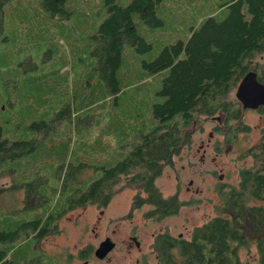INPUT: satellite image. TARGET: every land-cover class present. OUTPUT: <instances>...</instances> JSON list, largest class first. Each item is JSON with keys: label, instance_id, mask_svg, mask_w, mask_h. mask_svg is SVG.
<instances>
[{"label": "rangeland", "instance_id": "374dc122", "mask_svg": "<svg viewBox=\"0 0 264 264\" xmlns=\"http://www.w3.org/2000/svg\"><path fill=\"white\" fill-rule=\"evenodd\" d=\"M131 1L118 0V4L127 6ZM220 2L162 0L157 7L161 26H150L136 14L139 34L153 47L142 54L129 44L124 46L118 69L122 91L118 95H112L101 78L92 52V35L107 15L105 0H68L69 16L52 15L42 0H10L5 5V26L0 32V125L4 137L11 141L39 137V142L34 151L0 165V172L8 171L0 176V186L10 187L0 195V232L14 230L29 220L59 218L75 188L87 189L103 175L104 168L114 167L129 154L142 133L160 124L152 108L165 101L157 92L168 73L148 76L142 61H153L167 45L188 41L192 30L206 18L224 19L229 9L220 7ZM256 59L264 62L261 54ZM259 116L255 111L243 113V123L251 129L240 132L232 145L223 142V131L219 130L207 149L206 162L197 149L219 123L199 116L196 125L184 130L190 131V142L171 163L162 164L163 172L155 180L164 197L177 196L180 208L176 213L152 217L154 205H144L146 200L137 202V197L146 195L140 184L129 175H121L112 186V200L104 215L100 216L95 206L80 216L81 206L69 209L51 223L60 225L62 236L57 234V226L50 229L49 239L46 235L37 240L36 254L47 255V249L69 254L86 244L97 247L107 236L125 238L137 230L134 226H141L150 235L168 232L191 239L195 228L212 217L229 216L231 204L228 200V208L225 192L230 186L238 188L241 171L255 164L249 150L263 139L259 126L264 127V122ZM39 121L52 123L47 134L31 128ZM232 133L228 128L227 136ZM191 181L193 186L187 191ZM219 183L226 184L224 191H219ZM26 235L22 232L14 244H21ZM258 237L264 240V231L256 235L249 228L248 241L239 247L244 263L257 261ZM33 240L27 243L32 245ZM42 263L47 264V257Z\"/></svg>", "mask_w": 264, "mask_h": 264}, {"label": "trees", "instance_id": "16d2710c", "mask_svg": "<svg viewBox=\"0 0 264 264\" xmlns=\"http://www.w3.org/2000/svg\"><path fill=\"white\" fill-rule=\"evenodd\" d=\"M9 1L0 0V32L4 30V7ZM67 1L42 0V5L52 15L69 16ZM161 1L132 0L129 5L121 6L118 0H105L107 15L98 32L92 35L95 41L92 52L97 57L100 76L112 95L122 91L118 69L124 46L129 44L142 54L153 47L139 34L134 16L140 15L150 26H161L163 20L157 15ZM224 6L229 9L224 19L206 18L200 27L192 30L188 41L179 40L167 45L153 61H142L148 76L163 71L168 73L157 92L165 97V101L155 103L152 108L160 124L151 132L142 133L129 154L114 167L104 168L103 175L87 189L75 188L67 198V210L59 214V218L69 209L100 200L108 201L112 197V186L121 175L133 177L135 183L144 187L148 193L147 201L156 206L157 213H175L180 208L177 196L165 198L155 180L161 175L163 165L171 163L174 155L190 142L191 133L184 130L196 125L199 116L209 118L218 114L226 119L233 131L232 137L246 127L234 109L231 92L246 73L248 60L256 52H264V0H221L220 7ZM31 128L45 135L52 123L33 122ZM38 142L39 137L11 141L4 137L0 125V165L5 160H14L34 151ZM262 142L260 147L251 149L255 164L241 171L242 181L238 188L230 186L225 192L226 204H231L230 208L228 204L229 216L217 215L203 226L196 227L191 240L174 242L169 236H161L164 241L162 252H170V256L164 252L162 255L166 264H247L239 257L240 245L248 241L249 228L256 235L264 231ZM4 173L8 171L0 172V176ZM66 186L67 182L64 188ZM8 188L0 186V195ZM28 199L32 201V198ZM249 199L255 202L251 204ZM142 201L144 198L137 197L138 203ZM59 218L53 220L50 216L29 220L14 230L0 232V264H18L32 255H39L35 248L37 240L50 232L47 221L54 222ZM22 232L27 234L24 241L15 245ZM31 239H36L32 245L27 243ZM258 242L259 258L254 264H264V240L258 237ZM1 244L8 245L3 247Z\"/></svg>", "mask_w": 264, "mask_h": 264}, {"label": "flooded vegetation", "instance_id": "af4514ba", "mask_svg": "<svg viewBox=\"0 0 264 264\" xmlns=\"http://www.w3.org/2000/svg\"><path fill=\"white\" fill-rule=\"evenodd\" d=\"M258 54H261L262 58L264 59V52L254 53L253 57L248 60L249 63L246 67L247 68L246 73L239 79L235 89L233 90V91L236 90V94L234 92L235 96L231 97V100L234 105V109L238 111L237 113L242 123H243L242 116L245 111H255L257 113H260V116L258 117V119L262 123L264 122V105H260L257 108L248 107V102L246 101L247 94H244L242 96V99H240L237 96V91L240 88H243L241 86H242L244 79L251 73H255L257 81L261 84H264V62L262 60L256 59V56ZM209 118L213 119L214 121H217L219 123V126H216L214 130H210L209 132L210 137L208 138L206 142L205 140H202L201 143L199 144V148L197 150L200 153L202 152L201 160L203 162H206L205 156H206L207 149L209 145L212 143L213 139L215 138L219 130L223 131V137H224L223 142L225 144L232 145L233 142L236 140L237 136H239L240 132H248L251 129L250 125L243 123L246 127L243 130L239 131L235 137H232L230 135L227 136L226 132L228 131L229 125L226 124L225 122L226 119L224 118V116L222 114H218L215 116H211ZM259 128H260V133L263 134V139L261 140L260 143L258 142L260 146L263 143L262 141H264V127L260 125ZM255 146L258 147V144L256 143L255 145H253L251 149H253V147ZM251 149L249 150L250 154L253 153V150L251 151ZM162 172H163V169H162ZM190 186H193L192 181L190 182V185L187 187V191L191 190ZM225 186L226 184L219 183V191H224ZM139 187H141L144 193L146 194L144 196L145 198L144 200L147 201V198H148L147 191L144 189L142 185H139ZM199 191H200L199 189L195 190L196 193H200ZM111 200H112V197H110L109 200L106 202L104 200H100L95 203H90L85 206H81L80 209H78L80 210L79 216L82 215L83 211L87 210L88 207L90 206H95V208H98L100 211V216L104 215L106 209L109 207ZM143 204L144 205L148 204V201L144 202ZM151 204L154 205L153 203ZM75 209H77V207L72 208V210H75ZM152 212H154L152 217L157 216V218H163L168 215L174 214L173 212H171L165 215H160L159 213H157V209L155 205L153 207ZM51 223H52L51 221H47V230L52 229L55 226H57L56 227L57 234L59 235L63 232V229L60 227V225L58 226L57 223H54V224H51ZM132 229H137L139 230V232L137 230H133L132 232L128 233L125 238H119V239L113 236L112 237L107 236L106 239L102 240L99 246L97 247H94L91 244L89 245L86 244L85 246H83V248H78L76 252L69 253V254L52 253L47 249V255L45 254L44 255L43 254L32 255L30 258L26 260L24 259L18 264H29V263L43 264L42 261L44 257H47V264H166V262L164 261V258L162 259V255L164 252L165 254L169 253L168 255L170 256V252L168 251L162 252V246L164 244V241H162L161 236H164V235L169 236L170 238H172V240L170 241H174V242H177L183 239L191 240V239L184 238L182 234H180L179 237H175L174 235H171L168 232L162 233V234L161 233L156 234L153 232L152 235H150L151 233L149 234V232L145 231L141 226H134ZM116 231L117 229L114 230V232ZM150 238H153L152 242L149 241ZM47 239H49L48 235H47ZM109 240H111V242L113 243V247L110 249V251L107 253L106 256H104L103 258L99 257L97 255V249L100 247L102 242L109 241ZM175 251H177L176 248H175ZM117 253H122V255L117 256ZM247 264H250V263H247Z\"/></svg>", "mask_w": 264, "mask_h": 264}, {"label": "water", "instance_id": "95a60500", "mask_svg": "<svg viewBox=\"0 0 264 264\" xmlns=\"http://www.w3.org/2000/svg\"><path fill=\"white\" fill-rule=\"evenodd\" d=\"M241 87L243 88H240L237 91V96L242 99V96L247 94L246 101L248 102V107L257 108L260 105H264V84L257 81L255 73L248 75L244 79ZM112 247L113 243L111 240L102 242L100 247L97 249V255L103 258Z\"/></svg>", "mask_w": 264, "mask_h": 264}]
</instances>
